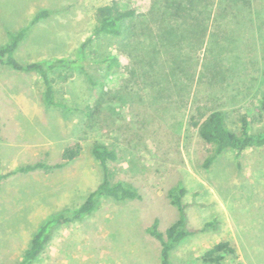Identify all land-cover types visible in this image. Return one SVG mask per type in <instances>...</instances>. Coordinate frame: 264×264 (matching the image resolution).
I'll use <instances>...</instances> for the list:
<instances>
[{"label":"rangeland","instance_id":"rangeland-1","mask_svg":"<svg viewBox=\"0 0 264 264\" xmlns=\"http://www.w3.org/2000/svg\"><path fill=\"white\" fill-rule=\"evenodd\" d=\"M110 1L0 0V45L8 30L27 27L16 51L20 61L73 59L92 31L96 7ZM133 1L142 10L149 5ZM42 9L48 15L35 19ZM244 9L237 22L231 19L230 41L214 40L213 25L205 36L198 33L166 53L149 18L153 41L138 50L122 38L93 39L88 52L96 61L114 55L120 66L108 70L92 61L87 72L53 69L52 85L71 110L44 104L36 74L0 64V173L58 161L62 149L75 143L82 148L60 170L18 173L0 182V264H16L49 216L78 206L101 181L102 168L91 153L95 141L115 148L110 176L133 183L140 198L103 199L92 214L57 226L33 264H160L159 242L146 228L157 218L164 231L176 220L167 191L179 182L187 189L182 199L190 203L189 223L216 219L218 225L183 240L171 252V264H215L201 256L222 239L233 242L236 252L218 264H264V147L246 149L238 159L227 149L205 167L212 147L190 122L194 105L201 104L206 111L222 109L233 131L244 111L253 131L264 130V113L257 110L264 95V0H248ZM142 29L147 27L138 24ZM211 55L218 65L206 61ZM174 58L180 63L175 73Z\"/></svg>","mask_w":264,"mask_h":264},{"label":"trees","instance_id":"trees-1","mask_svg":"<svg viewBox=\"0 0 264 264\" xmlns=\"http://www.w3.org/2000/svg\"><path fill=\"white\" fill-rule=\"evenodd\" d=\"M241 4V5H239ZM248 0H149L147 9L142 10L139 3L133 0H111L109 3L102 4L95 9V22L90 35L77 50L73 59L56 58L51 62L29 61L22 62L16 56V51L24 39L27 27L18 30L7 31V38L0 45V64L14 71L33 73L41 80L44 88L42 100L48 106L60 107L64 110H71L63 98L57 96L56 90L52 85L51 72L57 67L78 68L84 72L86 65L92 61L106 63L108 70L119 67L120 62L116 56L105 55L103 59L96 61L95 55L88 52L93 39L101 37H113L114 39H125L130 41L131 51L138 50L139 44L150 45L152 38V28L146 19L149 18L158 27L157 40H164L166 53L173 50V46L182 41H190L192 36L200 33L203 36L211 29L214 40L218 37L230 41L231 35L227 32L233 24L238 21L239 16H243ZM47 9L40 10L35 19L47 16ZM213 21L215 23H213ZM147 27L146 30L137 31V25ZM150 27V26H149ZM142 36L141 38L137 36ZM162 49V47H159ZM141 49V48H140ZM155 49L160 54L161 50ZM214 57L207 58L211 65L219 63L212 61ZM173 67L170 71L175 73L176 68L180 69V63L174 58ZM220 73V69L215 67ZM183 69V65H182ZM214 70V69H213ZM217 71L214 72L217 74ZM96 83V82H95ZM101 87V83L99 84ZM201 104L194 105V112L190 117V122L198 131L199 136L207 143L211 144V152L204 160V166L208 167L216 158L227 149H232L238 159L241 153L249 148L264 147V130L253 131L250 122V115L244 111L239 117V128L233 131L227 127L226 115L222 109L212 108L203 110ZM257 110L264 113V95L259 99ZM81 145L75 143L62 149L60 158L55 162L38 160L32 163L22 164L6 173H0V182L14 174L30 173L34 171H56L67 166L78 159L81 154ZM91 153L102 168L101 181L87 194L83 202L74 208H64L60 212L54 213L43 222L31 236L27 248L23 251L21 258L16 264H33L38 256L48 245L53 232L57 226L68 224L92 214L100 205L103 199H113L117 201L133 200L140 198L137 187L126 180H113L109 173L108 162L117 158L118 154L114 147L95 141L91 146ZM186 187L181 183L171 186L167 191L170 202L175 205L178 216L169 226L161 231L158 228V219L146 228L147 233L159 242V261L160 264H171V252L187 237L216 229L218 221L216 219L206 221L200 226H193L187 217V207L189 202L182 198L186 194ZM236 247L230 240H219L204 251L202 259L206 262L218 264L226 255H234ZM242 264V263H237Z\"/></svg>","mask_w":264,"mask_h":264}]
</instances>
